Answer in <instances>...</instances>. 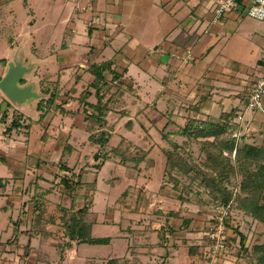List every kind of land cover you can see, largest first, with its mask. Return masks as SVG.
Masks as SVG:
<instances>
[{
  "label": "rangeland",
  "instance_id": "rangeland-1",
  "mask_svg": "<svg viewBox=\"0 0 264 264\" xmlns=\"http://www.w3.org/2000/svg\"><path fill=\"white\" fill-rule=\"evenodd\" d=\"M27 3L28 6L23 0H0V4H3V20L0 21V60L5 59V63L0 62V80L7 73L10 64L23 65L28 70L20 84L26 85L33 80L36 83L35 90L41 93L45 88L43 86L45 79L48 78L53 88L58 84L59 96L66 97L58 98V104L68 109L78 110V115L71 117L57 109L38 124L36 122L39 119V113L34 101L23 108L15 107L17 104L10 102L12 109L9 108L8 111L10 113L12 110L18 111L23 126L7 134L5 130L13 117H8L2 111V106L7 107L6 102L9 100L0 90V159H3L0 160V178L4 181V187L0 188V210L6 208V212L0 211V263L5 257L4 254H16L15 261L18 264L23 261L27 264L28 260L23 259V255L31 252L29 246H26L27 236L28 234L33 235V231L45 228L53 234L42 247L48 253L49 264H78L75 258L79 259L82 256L92 257V259L109 256L112 249L106 246L89 244L77 246L75 241L70 243L65 232L66 222L72 213L84 208L88 214V221L94 220L97 223L92 232L94 237L110 236L113 232L120 233V227H124L125 230L131 227L130 231L136 232L135 236H138V241L141 239L140 243L149 239L150 242L147 240L145 243L151 245L157 241L154 231L166 225L170 228L171 224H167L168 219L172 223H174L173 220H177L174 225L175 229H172L173 235L176 236L178 231H182L184 235H181L184 237H186L185 233L188 232L192 220H195L194 229L205 231L202 234L191 236L192 238H187L185 243L182 241L183 238H180L178 256L191 257V254H195L197 248L192 244V240L200 239L203 246L201 253L198 254L201 255L200 258L203 257L201 260H204L201 264L207 263L208 260L205 262V259H209V264L223 262L256 264L245 257L246 249L238 246V236L231 229H238L246 236L245 244L248 248L256 244H264V225L238 209V196H242L239 190L240 176L232 177L230 180L228 188L233 196L229 205L225 207L219 204L204 186L200 185L199 180L190 186V181L183 177L177 186L169 180L170 170L166 157L161 151V147L166 143L154 128L158 125L160 129L163 124H168L166 131L174 132L186 125L188 122L186 111H176L173 115L172 102L170 105L167 104L166 108L163 107L164 105L160 106L167 114L172 112L169 120L157 110L156 104L150 98L148 106H142L144 109L143 126L139 123L140 118L136 112L137 104H130L131 100H127L126 109L129 110L127 117L112 115L109 122V124L115 122L109 145L106 148L109 160L101 164V168L95 167L102 161L95 160L96 149L88 140L91 133L85 129L87 121L84 113L81 112L82 105L77 99L88 85L90 74L87 68H79V64L62 67L60 62H56L58 60L56 51L59 50L56 48L60 45L58 20L62 15L64 0H28ZM245 17L256 19L249 15ZM34 23L37 31L32 39V24ZM13 25L14 29L10 28ZM210 34L202 33V36H199L197 39L199 42L194 46V53L192 52L194 55H196L195 49H201L205 41L209 39V43L211 42L212 35ZM225 52L226 55L238 57L235 56L236 53ZM243 52L242 58L247 59V62L243 64L249 63L251 64L249 66L254 68L260 55L249 50ZM32 61H35L37 66L33 72H28L32 71ZM240 63L233 66V69L240 68ZM130 70L135 79L142 86L144 85L143 88L150 90L147 86L146 75L136 68ZM35 73L42 79L40 82H36V79L32 77ZM122 78L118 77L114 85L128 86ZM145 81L146 84H144ZM50 87L51 84L47 89ZM136 88L127 92L130 95L134 90L138 95L146 93L141 88L140 90ZM72 89L75 90L72 91ZM154 89L155 85L152 86V93ZM68 91L72 92L73 98L67 97L65 93ZM89 102H96L94 95ZM89 112H91L90 109ZM129 122L132 123L131 128ZM241 122L242 120L239 121ZM28 125H30L29 129ZM240 125L241 131L233 135L238 137L239 145L245 142L256 146L264 145V137L259 138L260 132L251 131L246 126H242L243 123ZM122 138L132 141L141 148L151 150L150 157L153 161L151 169L148 170L145 163L137 169L130 165L119 164L118 158L110 151L118 145ZM176 140L182 143L183 138L178 136ZM66 143L71 145L70 153L66 152ZM185 148L192 155L196 165H202L204 157L200 153L199 145L191 142ZM64 166L73 169L64 170ZM77 174H81V179L77 178ZM65 181L72 187L71 190L67 188ZM34 205L40 214L33 210ZM162 211H164L163 214ZM186 220L189 224L185 223ZM128 222H130L129 226ZM15 229L16 241H14ZM217 233L219 236L216 235L215 238L223 237L224 248L222 251L215 250L214 253L213 240L210 237ZM23 234L25 236H22ZM129 235L132 236L131 233ZM232 237L236 238L234 244L231 242ZM161 238H163L162 235L158 236V239H164ZM203 238L205 241L202 240ZM37 239L40 238L31 242L34 245L32 249L34 252L38 250L37 246H40ZM68 243L71 247L66 248ZM72 246L74 249L71 252ZM77 248L78 255L75 251ZM62 250L64 251L63 258H61ZM66 258L68 259L66 262L61 260ZM31 259L32 257L29 261Z\"/></svg>",
  "mask_w": 264,
  "mask_h": 264
},
{
  "label": "crops",
  "instance_id": "crops-1",
  "mask_svg": "<svg viewBox=\"0 0 264 264\" xmlns=\"http://www.w3.org/2000/svg\"><path fill=\"white\" fill-rule=\"evenodd\" d=\"M249 5L248 0H240L234 8L227 11L220 24L213 26L209 31L212 35L211 42L209 43V39L205 41L201 49H195L196 55H194V46L199 42L197 39L200 35L202 36V33L208 34L204 32V29L209 26L214 17V6L209 0H64L62 15L58 20L60 45L56 48L59 49L56 51L58 53L56 62H60L62 67L79 64L81 69H88L94 64L110 62V69L119 77H123L130 91L136 87H138L137 90L141 88L146 91L144 95L136 94L135 90L131 92V95L123 92L116 98L120 101L131 100L130 104H137L136 112L140 118L139 123L143 126L144 109L142 106H148L151 98L157 110L164 116L167 113L160 106L164 105L163 107L166 108L165 106L170 105L171 102L173 115L176 111L182 110L186 111V117L199 120L218 122L221 120V115L235 111L236 121L242 120L239 123L234 119L239 124L240 131V124L243 123L242 126H246L253 132H260L259 138H263L264 113L246 110V97L250 86L254 79L264 74V19L246 18V9ZM34 25L36 24H32V39L37 31ZM159 48H162L163 52H159ZM187 49L193 52L194 61L192 63L181 64L170 56L172 52L182 53ZM246 50L257 52L260 55L254 68H251L249 63L243 64L247 62V59L242 58L243 51ZM225 51L236 53L235 56L238 57L226 55ZM238 63L242 66L233 69V66H237ZM36 66L37 63L32 61V71L28 72H33ZM133 68L146 75L147 86L150 90H145L144 85L142 86L135 79L130 70ZM105 74L107 79L112 78L111 72ZM32 77L36 79V82L42 80L36 73ZM91 79L90 74L88 82ZM31 82L28 84H32V90L37 98H32L25 105L17 104L15 107L23 108L33 101L36 106L40 100L48 99V94H43L42 91L37 92L35 81L31 80ZM24 85L19 83V86ZM153 85L155 89L152 93ZM126 107V103L122 108L116 106V109L110 112L109 118L111 119V116L116 114L121 116L118 112L120 109H125L129 114ZM64 108L72 110L66 106ZM172 112H169L171 116ZM38 113L40 119L41 113L39 111ZM239 116L242 118L238 119ZM129 123L131 128L132 123ZM154 129L158 131V125ZM173 221L174 223L169 219L167 221V224H171H169L170 228L166 225L165 228L160 227L158 231L153 232L157 241L151 245L145 243L149 239L140 243L141 239L137 240L138 236H135L136 232L130 231L131 227L127 230L120 227V233L113 232L110 236L94 237L92 232L97 224L94 223L91 230L92 237L109 238V243L102 246L112 249V253L97 259L88 256L75 259L78 260V264H106L109 260H117L116 264H171L173 262L175 264H201L203 257L200 258L201 255L198 253H201L203 243L200 239L192 240L198 252L191 254V257L178 256L177 251L181 245L180 238H183L182 241L185 243L187 238L202 234L205 230L194 229L195 220H192L188 232L185 233L186 237L183 236L182 231H178V234L174 236L172 229H175L174 225L177 220ZM129 225L130 222H128ZM161 235L163 240L158 239ZM36 238L27 237L26 246H29L31 252L23 255V259L28 260L27 264H49L48 253L42 248L47 242L41 243L40 239H37L40 246H37V251L32 250L34 245L31 242L36 241ZM202 240L205 241V238ZM77 250L78 248L75 249L76 253ZM4 256L0 264H18L15 261L16 254H4ZM30 257H32L31 261H29ZM61 260L66 262L68 259ZM206 260L209 261L205 259V262ZM24 262L21 264H26Z\"/></svg>",
  "mask_w": 264,
  "mask_h": 264
},
{
  "label": "trees",
  "instance_id": "trees-1",
  "mask_svg": "<svg viewBox=\"0 0 264 264\" xmlns=\"http://www.w3.org/2000/svg\"><path fill=\"white\" fill-rule=\"evenodd\" d=\"M27 1L23 0L24 4L28 6ZM2 5L0 4V21L3 20ZM14 25L10 28L14 29ZM9 32L11 33V29ZM0 62L5 63V59L0 60ZM110 66V62H104L89 67L87 71L92 75V79L77 98L78 102L82 105L81 112L84 113L85 120L87 121L85 129L91 133L88 140L96 149V153L94 154L95 160L102 161V163L95 165L97 169L101 168L105 161L109 160V153L106 152V148L109 145L114 128V123L109 124L111 121L109 114L116 109V106L122 108L127 103V100H117V96L123 94V92L130 91L128 86L114 85L119 75L113 72ZM106 72H111L112 78L107 79L105 76ZM50 84L51 87L47 89ZM43 86L45 88L42 89V92L46 94L50 93V97L46 100H40L36 106L37 110L41 113L40 119L37 121L38 123L43 122L47 116L57 109L71 117H75L78 114V110H66L62 104H58L57 99L61 97L58 93V84L53 88L52 83L47 78ZM65 94L67 97L73 98L71 91ZM93 95L96 98V102L90 103L89 99ZM6 105L7 107L5 108L2 106V111L8 117H13L12 122L5 130V133L10 134L13 130L20 129L23 124L21 123L22 118L18 111L12 110L11 113L8 111L12 107V104L7 101ZM5 109L7 111H4ZM89 109L91 112H89ZM118 112L121 116L128 114L125 109H120ZM165 116L168 119L171 117L169 113ZM235 117L236 112L232 111L221 115V120L218 122L188 118L186 125L177 131H166L168 124H165L163 129H159L157 132L166 143L165 146L161 147V151L166 157V163L170 170L168 178L175 183V186L179 184L182 177L190 181L189 186L199 180L200 185L204 186L214 199L225 207L229 205L233 196L228 188L230 180L232 177L240 176L239 190L242 196H238V209L264 225V145L256 146L248 142L239 145L238 137L233 136L240 131L239 124L234 122ZM30 125L27 126L28 129ZM178 136L183 138L182 143L177 142L176 137ZM191 142L199 145L200 153L204 157L202 165H196L192 155L186 151L185 146L190 145ZM66 147V152L70 153L71 145L66 143ZM150 152V149L141 148L126 138H122L118 145L114 146L110 151V153H113L118 158L120 165H130L132 168L137 169L140 168L141 164L145 163L148 170L153 166ZM0 160L3 159L1 158ZM63 169L70 171L73 168L64 166ZM77 178L81 179V174H77ZM65 180L67 179L65 178ZM66 185L69 190L72 189L68 185V182ZM1 187H4L2 178H0ZM33 210L37 214H40L35 205ZM0 211L6 212V208L4 207ZM170 214L174 215L173 213ZM87 215L86 210L83 208L76 213H72L68 218L65 232L70 243L75 241L77 244H108L109 238L92 237L91 230L95 221H88ZM185 223L189 224V221L186 220ZM231 229L238 236V246L246 249L247 254L245 257L256 264H264V244H256L252 248H248L245 244L246 236L238 229ZM33 233V235L28 234L29 236L27 237L29 239L39 237L41 243L47 242L53 235L46 228L44 230L33 231ZM16 240L17 235L14 237V241ZM235 240L236 238L232 237L231 242L234 244ZM70 245L68 243L66 248L70 247ZM61 252V258H63L64 251L62 250ZM116 263L117 260H109L106 264Z\"/></svg>",
  "mask_w": 264,
  "mask_h": 264
},
{
  "label": "built area",
  "instance_id": "built-area-1",
  "mask_svg": "<svg viewBox=\"0 0 264 264\" xmlns=\"http://www.w3.org/2000/svg\"><path fill=\"white\" fill-rule=\"evenodd\" d=\"M209 1L214 6L215 13L209 26L204 29L205 33H209V31L213 26L220 24L226 12L234 8L240 0H209ZM248 1L250 2V5L246 9L247 15L259 20H263L264 0H248ZM158 51L163 52V49L159 48ZM170 56L172 57V59L178 60L181 64H189L194 61V57L190 49H187L182 53L172 52ZM246 101H247L246 104L247 111L264 113V74L254 79V81L250 86L249 93L247 94ZM238 118L241 119L242 116H239ZM216 235H218V233L213 236L211 235L210 237L213 240L214 253L216 252L215 250L222 251V249L224 248L223 237L222 238L217 237L216 239L215 238ZM212 258H213V254H212Z\"/></svg>",
  "mask_w": 264,
  "mask_h": 264
},
{
  "label": "water",
  "instance_id": "water-1",
  "mask_svg": "<svg viewBox=\"0 0 264 264\" xmlns=\"http://www.w3.org/2000/svg\"><path fill=\"white\" fill-rule=\"evenodd\" d=\"M28 69L22 65H9L5 76L0 80V90L12 104L25 105L32 98H37L30 84L19 86Z\"/></svg>",
  "mask_w": 264,
  "mask_h": 264
}]
</instances>
